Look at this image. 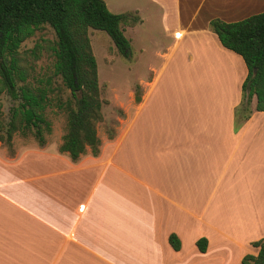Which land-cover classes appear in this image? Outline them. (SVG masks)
Listing matches in <instances>:
<instances>
[{"label":"crops","instance_id":"crops-1","mask_svg":"<svg viewBox=\"0 0 264 264\" xmlns=\"http://www.w3.org/2000/svg\"><path fill=\"white\" fill-rule=\"evenodd\" d=\"M157 2L169 40L160 58L172 60L182 49L181 58L195 64L192 80L159 88L161 72L152 69L128 131L101 145L97 156L86 153L74 162L66 154L1 153L0 264H241L250 241L264 237V196L261 210L258 201L227 202L235 194L228 184L257 168L250 162H256L264 112L256 111L254 98L252 114L238 121L248 69L211 27L214 20L232 23L263 13L264 0ZM133 133L142 139L131 147L143 170L138 177L127 174L137 189L132 197L144 205L133 208L128 227H121L119 205L110 203L113 183L105 179ZM142 156L159 166L149 170ZM172 234L180 251L169 242ZM201 239L207 240L204 253Z\"/></svg>","mask_w":264,"mask_h":264},{"label":"trees","instance_id":"trees-1","mask_svg":"<svg viewBox=\"0 0 264 264\" xmlns=\"http://www.w3.org/2000/svg\"><path fill=\"white\" fill-rule=\"evenodd\" d=\"M131 20V14L112 13L104 0H0V98L7 94L18 102L11 109L6 127L1 122L0 103V143L11 145L19 134L32 135L45 145V135L52 131L47 111L57 108L67 118L60 153L74 162L88 149L97 156L101 146L98 125L105 120L104 103L89 30L106 32L119 55L130 60L131 41L122 25ZM45 26L52 28L56 36L51 48L55 59L53 76L30 82L28 68L21 64L20 49ZM211 27L221 44L241 56L247 66L243 101L249 104L256 98V111L264 112V12L232 23L214 20ZM58 77L70 91L68 96L60 86H54ZM169 242L175 251H180L177 235H170ZM197 246L200 252H206L207 240H199ZM253 246L258 249L257 255L245 256L241 264H264V239Z\"/></svg>","mask_w":264,"mask_h":264},{"label":"rangeland","instance_id":"rangeland-1","mask_svg":"<svg viewBox=\"0 0 264 264\" xmlns=\"http://www.w3.org/2000/svg\"><path fill=\"white\" fill-rule=\"evenodd\" d=\"M104 1L114 14L132 15V20L122 25L126 37L131 41L132 57L130 60L119 55L112 39L106 32L94 29L89 30L91 45L98 63L99 85L101 98L104 103L103 115L105 120L98 125V136L101 140V145L108 146L119 137L124 136L128 131L129 123L138 107L139 102L137 99L143 97L144 86L151 82L154 77L150 73L152 69L161 72L158 82L159 88L169 85L171 86L170 89L173 90L176 89L177 85L188 83L192 80L193 75L189 71L195 67V64L193 65L188 57L185 59L181 58L180 55H183L182 49L176 53L172 60L160 58L163 49L169 45V40L167 34L163 31L165 29L164 18L161 6L157 2L158 0ZM142 19L144 20L143 23H141ZM55 41L56 36L53 29L45 26L22 45L20 49L21 64L28 68L30 82H33L34 78L53 76L55 59L51 48ZM54 81V86H60L65 96L70 94V91L63 87L59 77L55 78ZM155 97L156 94H154ZM252 101L249 104L246 101H242L238 108L236 115L240 123L245 122V119L252 114ZM0 103L2 106L1 122L6 127L10 120L11 109L18 105V102L13 101L9 95L3 94L0 98ZM47 116L52 124V131L50 134L46 133L45 145L42 146L32 135L23 137L17 134L14 136L11 145L0 143V154L4 153L6 156L14 157L18 152H30V154L32 152H40L42 156L65 157V154L61 155L59 148L66 133V115L59 112L57 108H53L48 109ZM240 125L239 123L234 125L235 131L240 130ZM257 139H259L260 146L256 150V162H250L251 168H254V166L257 168L255 170L249 168L251 170L248 175L242 181L240 180L238 184L236 179L231 183L227 182L229 183L228 186L233 187L232 192H235V194L227 195L229 205L233 204L237 199L245 202L258 201V205L254 203V206L259 207V210L263 209L261 197L264 196V175L262 174L264 172V125H262V132ZM141 140L134 133L130 134L119 153L114 154V164L111 167H107L109 169L107 170L108 176L105 182L113 183L111 191L114 190V200L110 198V203L114 204L117 210L119 205L121 227H125L128 224L130 214L134 213L133 208H140L141 210V205H144L132 197V194L137 192V189H132V184H130L127 174L131 173L138 177V172L141 173V169L143 170L142 165L138 164L139 160L134 159L135 156L132 154L131 147L133 144L138 146V142ZM87 154L91 156L90 149H88ZM152 162L151 157H141L142 164L151 163L149 170L156 169L159 166V162ZM222 166L223 162L218 164V167L221 168L217 170V175L222 174ZM220 176H217V178ZM225 179H227L226 175L218 180L225 181ZM219 188H217V192ZM220 195L221 193H217V196ZM107 204H109L108 200H104V205ZM241 205L243 204L241 203ZM113 213L115 214L113 221H115L117 220V211L114 212L111 208V215ZM261 217L264 224V212L261 213L259 211V218ZM255 242L250 241L248 244L249 252L247 255L257 254L258 250L253 246Z\"/></svg>","mask_w":264,"mask_h":264},{"label":"water","instance_id":"water-1","mask_svg":"<svg viewBox=\"0 0 264 264\" xmlns=\"http://www.w3.org/2000/svg\"><path fill=\"white\" fill-rule=\"evenodd\" d=\"M255 72H256V70H255Z\"/></svg>","mask_w":264,"mask_h":264}]
</instances>
